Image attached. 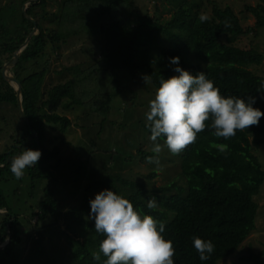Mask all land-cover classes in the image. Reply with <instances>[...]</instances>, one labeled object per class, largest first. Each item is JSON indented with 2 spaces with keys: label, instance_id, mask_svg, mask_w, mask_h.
<instances>
[{
  "label": "trees",
  "instance_id": "16d2710c",
  "mask_svg": "<svg viewBox=\"0 0 264 264\" xmlns=\"http://www.w3.org/2000/svg\"><path fill=\"white\" fill-rule=\"evenodd\" d=\"M20 1L22 6L30 3L26 12L12 5L3 7L0 12V28L4 29L3 34L0 33V104L19 107L17 89L2 73L5 64L2 55L8 53V58H12L34 28L38 32L31 36L22 50L16 64L18 68L39 58L50 40H66L70 35L81 32L88 38L98 37L104 51L113 45L115 53L119 50L122 52L125 43L129 52L125 51L126 57L117 61L106 52L107 60L104 58L85 69L80 64L64 67L61 72L70 71L73 77L55 84L47 94L42 91L45 71L23 78L16 77L22 83V105L28 121L21 116L25 124L19 128L20 140L0 153V208L10 212L0 220L2 244L8 241L9 231L11 234L10 243L0 252V264L42 262L46 253L44 226L39 221L45 220L55 223L56 220L65 221L69 244L65 249L68 253L63 254L58 264H102L106 257L101 253V259L97 261L93 253L99 251L104 235L95 230L94 221L86 214L90 212V199L105 188H112L130 199L134 208L141 213L151 214L165 222L163 235L173 241L175 264H219L237 252L256 229L259 204L255 197L261 193L264 185V167L255 151L264 145V116L257 125L237 130L227 140L216 137L214 130L206 126L197 134L195 142L187 145L179 154H173L171 162L176 166V176L157 187L156 192L145 188L144 182L120 173L123 166L126 169L132 160L135 161L137 153L143 156L142 160L154 155L152 151L142 148L138 139L141 134L145 137V134L150 135L145 114L133 107L126 111L124 120L118 124L119 129L123 130L120 136L111 134L104 141L100 135L110 123L108 114L111 104L122 90L117 71L125 69L134 78L138 72L147 71L157 89L162 76L167 78L176 74L175 65L170 64L169 60L177 55L181 67L193 74L206 72L221 94L253 96L256 98L254 107L264 110V76L250 69L263 63L264 54L254 47L244 49L235 45L241 36L249 34L253 28H245L231 6L221 7L216 3L213 4L210 18L201 21L199 16L203 0H162L165 2L163 11H172L167 20L159 14L161 8L155 9L154 15H151L146 6L134 0H62V9L53 14L58 20V28L54 32L43 25V21L50 18L47 9L49 0ZM245 8L255 16L257 30L264 28V0ZM6 11L9 13L7 19L2 16ZM114 37L121 39L120 48L114 46ZM59 46L56 45V48ZM82 92L92 98L88 105L84 104ZM77 107H85L89 111L86 112L84 125L59 110ZM94 113L97 116H93ZM76 123L86 128V133L96 130L99 142L96 148L94 146L97 144L75 146L77 157L70 160L71 165L66 166L69 168L73 165L76 171L77 185L74 184L73 191L79 188L80 179L89 177V166L98 164V168L95 170L96 177L88 180L81 201L66 207L58 199L60 184H65L68 178L62 171L61 148L59 145L52 148L46 146V134L48 126L66 133ZM218 144L227 145L226 150L219 151L216 147ZM25 148L40 149L42 152L37 164L27 168L35 199L39 197L37 183L48 181L44 192L42 189L37 211L32 214L37 221L38 233L34 248L27 255H24L22 247L23 233L27 231L23 229L26 220L16 212L22 208V201L17 195L18 209L15 205L14 210L2 186L3 182L15 178L10 162ZM157 175V169L151 168L145 178L151 180ZM150 198H155L157 208H147ZM194 237L210 239L214 243L215 250L209 260L199 259L193 246ZM245 259L253 261V264H264V250L252 252Z\"/></svg>",
  "mask_w": 264,
  "mask_h": 264
},
{
  "label": "rangeland",
  "instance_id": "374dc122",
  "mask_svg": "<svg viewBox=\"0 0 264 264\" xmlns=\"http://www.w3.org/2000/svg\"><path fill=\"white\" fill-rule=\"evenodd\" d=\"M61 1L62 0H49L50 5L47 9L50 13V18L43 21L44 27H46L49 31L55 32L58 28V20L53 17V14L62 9ZM134 1L143 7L146 6L151 15H154L155 9L160 10V8L162 9L165 7V2L163 3L162 0ZM260 1L261 0H203V5L200 8V14L205 13L208 16H211L212 7L215 3L221 7H225L227 5L231 6L237 15H239L243 26L245 28H253V31H251L249 34L241 36L235 45L244 49L254 47L256 50L264 54V28L257 30L255 27V16L247 12L245 8L246 5L255 6ZM20 3V0H0V12H2L1 9L3 7L8 5L17 6L22 10L24 6L28 8L30 5L29 2L23 4V6ZM159 14L162 16V18L167 20L171 17L172 11L168 9L163 11L162 9ZM2 16L7 19L9 17V13L6 11L2 14ZM1 23L2 21L0 20V24ZM3 31L4 29L0 28L1 34H3ZM37 32V30H34V33ZM223 39H225V37ZM50 41L45 51L39 58L24 63L21 68L16 67V63L8 68L6 73L11 76L23 78L45 71L42 91L47 94L48 90H50L55 84L64 83L73 77V74L70 71L68 72L65 70L63 73L61 72L64 70V67L80 64L81 68L85 69L90 66H94L95 63L103 60L104 58L107 60L108 55H106V52L113 55L115 58L113 59L114 61L126 57L127 53L125 51L129 52L125 43V50H122V52L119 50L118 53L116 52L117 54L112 49L113 45H110L107 51H104L102 49V45L98 42V37L95 36L88 38L86 34L82 32L76 35L72 34L66 38V40H59L58 42ZM113 41L116 43L114 46H119L120 48L121 39L114 37L112 42ZM56 45H60L59 48H56ZM7 55L8 53L2 55V57L5 59V64L9 63L14 57L8 58ZM250 69L257 74L264 76V60L262 64L253 65L250 67ZM16 72L18 73V76ZM117 72L121 80L122 90L120 95L111 104V110L108 114L110 123L106 125L102 134L100 135L101 139L104 141L111 134H113L115 137L122 134L123 130L119 129L118 124L124 120L123 118L127 110L137 107L138 112L146 114V112L149 110V102L154 98L157 90L153 85L147 71L138 72L135 78L132 74H130L129 71L125 69L119 70ZM11 84L15 88H18L16 82L12 81ZM80 94L84 99V104L88 105L91 101L90 99L92 98H88V96H86V94L83 92ZM133 104L134 106H132ZM262 104L264 105V98L262 99ZM59 110L63 114L68 115L75 122H79L81 125H84L83 122L86 121L84 120L87 114L86 112H89L85 107H77L76 109L60 108ZM95 114L97 116V113H94L93 116H95ZM21 116L22 113L20 107H17L13 104H0V153L14 144H17L20 140L21 136L19 133V128L21 129L25 124V120H23ZM79 123L73 125L66 133H62L56 127H47L46 146L49 148L54 147V145L60 146L62 171L68 177L65 184L63 182L60 184V193L58 194L59 203L66 207L77 205L81 201V199L84 197V191L88 180H92V178L94 179L96 177L95 170L98 168V164H92L89 166V177H83L80 179L79 188H77L76 191H73L74 184L76 183L77 185L76 171L73 168V165L69 168L66 166L71 165L70 160L77 157L78 150L75 148V146L82 144L92 146L97 144L94 146V148H96L99 142L97 138L98 134L95 133L96 130L86 133V128L80 127L78 125ZM96 128L98 129L99 126L97 125ZM127 130L130 129L128 128ZM145 135L147 136L145 137L141 134L138 136V139L142 148H144L146 151H151L153 142L149 139L150 135ZM134 152L137 153V151ZM255 154L259 157L264 167V145L259 146L258 149H256ZM142 157V155L137 153L135 161L132 160L130 166L126 169H124L123 166V169L120 171V173L122 175L124 174L130 179L144 182L146 184L145 188H147L150 192H156L155 189L157 187L165 184L168 180L176 176V166L171 162L173 154L170 153L166 148L159 154L160 164L158 166L149 163L146 159L142 160ZM151 168L157 169L158 175L154 179L147 180L145 176L150 172ZM31 183L32 181L31 178L28 177L27 169L25 170V174L22 178L17 179L15 177L9 182L2 183L3 189L7 195V200L12 204V208L14 210H16V208L18 209L17 195H19V198L22 201H19V203L21 202L23 204L22 208H19L16 212L21 214L22 218L26 220V223L23 225V229L27 231L23 233L22 242L24 255L30 253V251L35 246L38 227L36 218L32 217V214L37 211L39 198L42 197L44 187L47 185L48 181H45V183H37V188H39V197H37V199H35V191L33 190ZM255 199L259 204L256 218V229L251 232L249 237L241 244L237 252H235L229 258L220 261L219 264H253V261L246 260L245 257L249 256L252 252L259 253L261 250H264V185L262 187L261 193L257 195ZM15 205L16 208L14 207ZM3 215L4 213L0 212V220L2 219ZM86 216L88 217L89 213H87ZM40 222H43L42 224L44 226L42 231L44 234V251L46 254L45 257L42 258V262H39L38 264H58L59 260L63 259V254L68 253V251L65 249V247L69 246L67 239L68 235L65 233V221L56 220L57 223H55L53 220H49L47 222L45 220L39 221V223ZM0 245H2L1 241Z\"/></svg>",
  "mask_w": 264,
  "mask_h": 264
},
{
  "label": "clouds",
  "instance_id": "9594fccd",
  "mask_svg": "<svg viewBox=\"0 0 264 264\" xmlns=\"http://www.w3.org/2000/svg\"><path fill=\"white\" fill-rule=\"evenodd\" d=\"M209 18L205 13L199 16L201 21ZM179 60L178 55L170 58L176 74L161 77L145 114L154 154L146 159L157 166L159 154L165 148L179 154L195 142L197 134L206 126L214 130L216 137L227 140L237 130L257 125L264 116V110L254 107L255 97L225 96L206 72L193 74L181 67ZM216 147L224 152L227 145ZM41 155L40 149L25 148L11 159L12 174L17 179L22 178L25 170L35 166ZM89 203L88 218L94 221L95 230L104 235L99 251L93 253L95 260L100 261L102 253L106 257L102 264H175L173 241L163 235L164 221L141 213L130 199L112 188L100 190ZM147 208H157L155 198L148 200ZM193 246L201 261L209 260L215 250L210 239L200 237L193 238Z\"/></svg>",
  "mask_w": 264,
  "mask_h": 264
},
{
  "label": "water",
  "instance_id": "95a60500",
  "mask_svg": "<svg viewBox=\"0 0 264 264\" xmlns=\"http://www.w3.org/2000/svg\"><path fill=\"white\" fill-rule=\"evenodd\" d=\"M26 9H27V7L24 6L23 10H24L25 12H26ZM29 17H30V16H29ZM30 19H31L33 22H35V19H33L32 17H30ZM36 29H37V28H34V30H36ZM33 34H34V31L29 35V37L27 38V40L25 41V43L22 44V45L20 46V48L16 51V53H15L14 57L12 58V60H11L9 63H7V64H5V65L3 66V70H2L3 76L5 77L6 80H8V81H10V82L14 81V82H16L17 85H18V88H16V89H17V93H18V103H19V107H20V110H21L22 116L24 117V119H25L26 121H28V119H27V117H26V115H25V113H24L23 105H22V90H21L22 83H21V81H20L19 79H17L15 76L8 75V74L6 73V70L18 62L22 50L26 47V45L28 44V42H29V40H30V38H31V36H32ZM38 142L40 143V141H38ZM0 212H2V213H4V214H9V213H10L8 210H3V209H1V208H0ZM10 241H11V234H10V231H9V238H8V241H6V242H4L2 245H0V252H1V251H2V250H3V249H4V248L10 243Z\"/></svg>",
  "mask_w": 264,
  "mask_h": 264
}]
</instances>
